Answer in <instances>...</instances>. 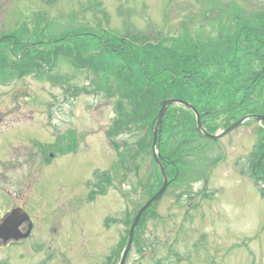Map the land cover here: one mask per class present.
<instances>
[{
	"label": "rangeland",
	"instance_id": "1",
	"mask_svg": "<svg viewBox=\"0 0 264 264\" xmlns=\"http://www.w3.org/2000/svg\"><path fill=\"white\" fill-rule=\"evenodd\" d=\"M247 27L257 29L255 36L264 32V0H0V38L27 44L79 36L65 44L85 69L77 73L61 67L45 80L27 68L9 80L0 76L6 81L0 82V207L15 200L40 207V262L50 256L46 264H117L114 254L126 246L138 208L160 187L152 116H146L155 98L137 101L141 116H135L128 90L151 79L142 76L140 64L129 65L128 53L99 37L150 45L163 60L197 50L211 62L207 75H225L229 60L249 58L243 52L247 43L234 42ZM10 53V44L0 43L3 64L12 60ZM29 54L16 49L13 58L28 62ZM155 66L149 65L148 72ZM62 75L71 80L63 81ZM200 96L215 115L206 125L221 131L227 95L215 88ZM165 98L158 101L159 109ZM179 99L201 109L199 102ZM177 108L172 106L173 118L163 126L160 142V153L175 163L177 178L173 181L171 166L166 167L171 182L144 216L134 235L138 243L124 264H264V129L250 119L211 140L173 121ZM59 136H67L62 145H56ZM28 254L21 260L13 252L6 264H29L35 260L30 247Z\"/></svg>",
	"mask_w": 264,
	"mask_h": 264
},
{
	"label": "trees",
	"instance_id": "2",
	"mask_svg": "<svg viewBox=\"0 0 264 264\" xmlns=\"http://www.w3.org/2000/svg\"><path fill=\"white\" fill-rule=\"evenodd\" d=\"M254 31L257 32V29L253 28H244L237 38L234 41L236 44L241 42L247 43L246 51L244 53H250L249 58L244 55L243 59H238L236 56L227 62V74L225 75H215V74H206L207 67L211 62L207 60L208 56L205 58L200 56L195 50L193 53L188 55H179V52L171 54L169 59L159 58L160 56L156 53H153L148 47L150 45H144L140 49H137L130 41H125L124 39H115L114 37L103 38L99 37V41L104 43V45H109L112 47H118L120 52H126L131 56L129 65L140 64L141 70L143 71L142 76H145V79H151L149 83L141 84L138 86H129L128 90L131 91L129 94L133 95V104L132 112L135 116H141L138 105L135 108V103L142 98L150 97L155 98L153 106H149L146 116H152L150 119V131L152 136V129L157 117L158 107L157 103L161 98L166 96H176L177 98H182V96L189 98L193 102L200 103L201 108H205L206 101L200 99V95H203L204 92H210L213 89H221L223 93L227 95V116L224 120V126H228L229 123L233 120L238 119V114L240 116L250 113H260L264 114V103L262 101V96L264 92V32L261 36H255ZM22 38L24 39L25 32L22 31ZM79 36L75 35H66L63 39L57 40V38H52L46 42L38 40H33L27 44H20L21 40L16 38V43L12 42V38L9 36H4L0 38V43L10 44V51L16 49L22 50L25 53L29 54V51L33 53L29 54V61L23 62L24 59L18 58L14 59L11 52L12 60L7 59L5 64H3L0 57V76L3 78L12 79L17 76H21L18 72H21L24 68H27L28 71H34V77L39 78L40 80L50 79L52 74L58 73L61 67H67L70 70H73L77 73L85 72V69L82 65H78L74 60V55L68 47L66 39L74 41V39H79ZM9 41V42H8ZM58 42V43H57ZM102 43V44H103ZM30 44V45H29ZM99 45H101L99 43ZM40 47V52L37 48ZM58 47H61L60 49ZM232 51V45H230ZM235 49L237 46H234ZM13 48V49H12ZM196 48H199V45H196ZM205 48L206 50L209 47H200ZM33 49V50H32ZM151 51V52H150ZM170 51V49H168ZM209 51V50H207ZM206 51V52H207ZM207 55V54H206ZM14 59V60H13ZM246 64L244 63V60ZM236 63V64H235ZM154 66V72H148L149 65ZM159 64V65H158ZM254 66V67H253ZM224 67V66H223ZM256 67V68H255ZM229 70V71H228ZM223 71V70H221ZM150 73V74H149ZM52 75V77H53ZM63 76V75H62ZM56 77V76H55ZM64 78L71 80V77L64 75ZM248 80V83L245 81ZM169 81V82H168ZM1 83H5L0 79ZM66 82V81H65ZM152 83L155 85L153 88H149V84ZM112 87V86H110ZM97 90V89H95ZM127 91V90H126ZM258 93L259 96L254 98L255 93ZM76 94V93H75ZM240 94V95H239ZM239 100V101H236ZM149 103H151L149 101ZM194 104V103H193ZM210 104V103H208ZM195 105V104H194ZM172 107H169L164 113L162 119V129L166 122L169 120V117L173 118L174 111H171ZM184 108H177L175 110L176 115L177 111H182ZM173 113V114H172ZM203 117H213V110L203 109L201 111ZM185 116V115H184ZM178 117V116H177ZM177 117L173 121H177ZM192 117V116H191ZM186 118V116H185ZM190 118V116H187ZM189 121V120H188ZM193 124V118L189 121V125ZM126 128L130 126L129 122L125 124ZM167 159L166 157H164ZM172 174H175V170H171ZM159 185L161 180V175L159 174ZM141 207V205H140ZM139 207V208H140ZM138 208V209H139ZM153 209V206L149 208L143 217L141 218L139 225L145 219V215ZM130 223V220L126 224ZM138 225V227H139ZM143 243H145L144 238L142 237ZM138 240L135 239L134 244H137ZM140 245V244H139ZM158 264H162L160 260Z\"/></svg>",
	"mask_w": 264,
	"mask_h": 264
},
{
	"label": "flooded vegetation",
	"instance_id": "3",
	"mask_svg": "<svg viewBox=\"0 0 264 264\" xmlns=\"http://www.w3.org/2000/svg\"><path fill=\"white\" fill-rule=\"evenodd\" d=\"M16 92L18 93V91L12 92L11 96H17ZM28 97H30L29 101H31L32 98L30 94L27 95V98ZM202 120L205 122L206 118L202 117ZM26 138L30 139L32 136ZM66 139L67 136H64V138L59 136V138L56 139V145L64 144L63 140L66 141ZM68 139L70 140V136H68ZM37 147V151L40 152V143H37ZM258 163L259 160L256 165H258ZM250 170H254V166H251ZM261 177L264 178V176ZM19 201L20 200H15L13 206L0 207V263H11V255L13 252H17L21 260L24 259L30 247L31 251L34 253L30 255L34 257L35 260L31 261L29 264H40V244L44 243L40 241V207L20 206L18 205ZM22 213H26L27 216ZM52 215L56 216V212ZM107 219L108 217L103 220V226ZM53 220H55V223L62 224L60 220L55 218ZM3 225L7 226L3 227ZM53 231L56 230L54 229ZM56 232L58 233V231ZM59 236H61V234H59ZM104 242H106V240Z\"/></svg>",
	"mask_w": 264,
	"mask_h": 264
},
{
	"label": "water",
	"instance_id": "4",
	"mask_svg": "<svg viewBox=\"0 0 264 264\" xmlns=\"http://www.w3.org/2000/svg\"><path fill=\"white\" fill-rule=\"evenodd\" d=\"M172 104H179V105H183V106L190 108L193 111V113L195 114L197 131L202 133L205 137H208V138L213 139V140L219 139L220 137H222L225 134H227L228 132L232 131L233 129H235L236 127H238L240 124H242L244 121H246L248 119L253 118L258 122H261L262 120H264V114H249V115L241 118L240 120L236 121L235 123H233L229 127H227L223 132H221L219 134H209L203 130V127H202V124L200 121V115H199L198 111L196 110V108L194 106H192L190 103L185 102L181 99H177V98H168V99L161 101L159 103L160 109L158 111V115H157L156 122H155L154 129H153L152 154H153V158H154L156 164L158 165L159 169L162 172L163 183H162L161 188L158 190V192L154 196H152L137 212V214L133 220V224L129 230L127 245H126V247L122 253L119 264H124V262H125V259L127 257V254L129 252V249H130L132 241H133V234H134L135 228H136L141 216L147 210V208H149L151 205H153L154 203H156L160 200V198L162 197V195H163V193H164V191L168 185L167 176L165 174L164 167L160 161L161 157H160V153H159V145L157 146V142H158V134L160 133V126L162 123L163 114H164L166 108ZM7 223H11V222H7ZM6 226L7 225H3V227H6Z\"/></svg>",
	"mask_w": 264,
	"mask_h": 264
}]
</instances>
